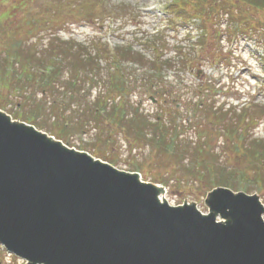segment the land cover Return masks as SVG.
I'll use <instances>...</instances> for the list:
<instances>
[{
  "label": "trees",
  "instance_id": "16d2710c",
  "mask_svg": "<svg viewBox=\"0 0 264 264\" xmlns=\"http://www.w3.org/2000/svg\"><path fill=\"white\" fill-rule=\"evenodd\" d=\"M77 1L83 0H0V109L112 164L107 151L115 148V128L134 148L149 143L170 153L184 141L183 152L194 153L196 159L194 168L184 170L186 182L199 184L200 189L204 184L202 187L210 191L221 186L235 191L255 188L264 196V167L258 164L264 166V139H250V131L264 116V106L255 111L248 103L239 114L236 107L227 108L213 100L209 81L187 87L179 75L181 69L194 71L205 63L218 62V55L205 58L202 65L196 63L199 53L194 59L179 48L176 56L163 57L167 36L160 32L141 38L151 44L154 53L150 57L135 49L132 41L112 48L95 37L78 42L65 33L76 22L95 20L103 13V20L120 18L125 25L126 19L135 20L136 12L127 4L103 6L100 0H86L89 4L95 2V7L89 5L84 12L88 2L75 4L74 8L71 4ZM167 11L183 22L188 18L201 20L205 41L210 37L213 27L208 24L213 17L219 22L227 17V29L230 24L237 32L264 34V0H172ZM169 70L178 73L170 75L174 79L167 77ZM137 94L162 101L153 118L143 108L146 97L134 101ZM195 106L208 114L211 126L207 122L197 127L190 115L188 125L179 120L186 111L193 115L190 110ZM102 122L111 129L107 139L99 135L107 134L105 129L100 130ZM92 130L98 132L91 143L93 148L70 138L77 132ZM247 138L249 144L243 145ZM98 142L103 144L104 152L94 150L99 148ZM229 157L235 159L234 164ZM141 167L136 170L141 171ZM249 170H254L250 176L246 173ZM233 174L241 178L240 182ZM157 180L165 182L164 178Z\"/></svg>",
  "mask_w": 264,
  "mask_h": 264
},
{
  "label": "water",
  "instance_id": "95a60500",
  "mask_svg": "<svg viewBox=\"0 0 264 264\" xmlns=\"http://www.w3.org/2000/svg\"><path fill=\"white\" fill-rule=\"evenodd\" d=\"M10 118L0 114V242L17 256L35 264H264L255 195L216 188L207 215L162 204L152 185ZM227 210L234 220L218 222Z\"/></svg>",
  "mask_w": 264,
  "mask_h": 264
},
{
  "label": "rangeland",
  "instance_id": "374dc122",
  "mask_svg": "<svg viewBox=\"0 0 264 264\" xmlns=\"http://www.w3.org/2000/svg\"><path fill=\"white\" fill-rule=\"evenodd\" d=\"M100 1L103 6L104 4L106 6L111 4V7H117L123 3L127 4L134 8V11L136 12L135 20L126 19L124 25V20L118 18V20L108 23V21L113 20H103L105 17L102 13V15L97 16L95 20L82 19L81 22H76L71 25L70 28L66 30V35L73 36L78 42H86L94 37L96 39H102V43H108L112 40L114 45H111V48L119 44L125 45L129 41H132L134 42L135 49L144 52L150 57L154 53L151 44H149V46V42L146 43V40H142L144 39L142 36H149L150 34L160 32V34L164 33L167 36L164 38L167 46H163L165 49L163 57L176 56L177 54L175 53V50H178V48L182 50V53H185L186 55L190 54L192 57L195 56L194 54H197L198 51L200 54L198 57L195 56L194 59L197 57L196 63L200 65H202L205 58H213V53H215V55H221L222 53L221 56H223V59L214 64L205 63L202 66L196 67L194 71H183V69H181L179 75L184 79V85L187 87L196 86L200 81H203V84L209 81L213 87L210 91L213 100L218 105L222 104L227 108L230 105L236 107L235 110L239 114L243 113L241 109L248 103L253 104L252 107L250 106V110L253 109L255 111H260L262 109L260 106H264L263 33L257 31L253 35L251 34L252 31H244V33L242 31L237 32L234 26H230V24L227 29V17L221 19V21H224L222 25L219 21H216L215 17H213L208 26L210 28L213 27L215 30L210 34L207 41H205L204 38L200 36L199 30H197L199 25L197 24L196 19L189 21L188 18L186 22H183L180 18H175L174 16L172 18V14L164 9L170 0H108L110 3H105V0ZM86 2L88 1H77L71 5L76 8L75 4H85ZM94 3L95 2L93 1H91L90 4L88 2V6H85L86 8L84 7L82 10L84 12L87 11L89 5H91L90 8L95 7ZM97 3L101 4L100 2ZM78 10L81 11V8ZM215 31H220V33H218L219 36L215 35ZM140 39L141 41L138 42ZM141 43H145L146 45L142 47ZM219 51H221V53H219ZM171 74L174 75L178 73L176 70H169L167 75L169 79H174V77L170 76ZM180 91L184 92L182 89H180ZM185 93L188 96L191 95L187 91H185ZM139 97H146L143 101V108L146 110V113L153 118L155 112L160 109L159 104H163L162 101H159V103L158 101L153 102L152 99L147 97V95L145 96V94H137L134 101L138 100ZM190 111L193 113L194 117L189 112L187 114V111L184 112L183 115L180 114L179 120L182 122L185 121L183 122L184 125L190 123L187 119V116L189 115L191 116V120L197 124V127H203L206 125L208 122L207 113H204V111L197 108V106L193 107ZM214 122H216V120H214ZM102 123L100 130L102 131L105 129L107 134L106 136L99 135L101 138L107 139L109 138L111 129L105 122ZM208 125H212V120L208 122ZM256 126H259V128H253V130L250 131V134L252 135L250 139H264V116L259 118V123ZM214 130L215 129H213V131ZM113 131V135L116 139L115 148L108 150L107 153L108 157L114 161V166L120 170L136 171L137 166L141 165L143 180L162 186L166 191L165 199L170 205L178 207L189 204L195 205L203 214L207 215L212 212V193L217 187L210 191L206 187H202L205 186L204 184H202L200 189L199 184L194 185L191 184V182H186L184 170L194 168V162H196V159L193 158L194 153L190 154L188 152H183L185 145L184 141L181 144L177 143L175 149H172L174 151L169 153L158 150L155 144L154 146L156 148L150 146L151 144L149 143L146 147L141 146V148H134V146H131L124 133L121 134L120 130L118 131L116 128L113 129ZM189 133L194 134V131ZM97 135L98 132H95V130H92L89 133H82L80 131L75 134V138H70L74 139L78 144L84 143L93 148V144L91 143L95 140V136ZM248 140L249 138H247V141H245L243 145H248ZM98 146L99 148L94 149L95 151H105L103 144L98 142ZM98 153L100 152H97V154ZM227 155L232 154L231 152H228ZM97 158L103 159L102 157ZM224 159L223 154H221V160ZM229 160L234 164V158L229 157ZM258 164H260L261 167H264L262 162ZM246 173L250 176L254 173V170L246 171ZM179 177H182V180ZM189 177L191 179L190 175ZM232 177L240 182L241 178H238L237 174H233ZM158 178H164L165 182L162 183L160 180L156 181ZM251 182H253V178L251 179ZM253 189V191H233L255 195L264 209V196H262V192L259 193L255 188ZM216 216L218 221L224 223L234 220V217L230 215L229 211L226 213L217 212ZM262 217L264 219V212L262 213ZM0 264L35 263L15 256L0 244Z\"/></svg>",
  "mask_w": 264,
  "mask_h": 264
},
{
  "label": "bare ground",
  "instance_id": "6f19581e",
  "mask_svg": "<svg viewBox=\"0 0 264 264\" xmlns=\"http://www.w3.org/2000/svg\"><path fill=\"white\" fill-rule=\"evenodd\" d=\"M224 23V22H223ZM0 114H4L5 115V113H2V112H0ZM11 120L10 121H12V122H16L17 123V125H19L20 127H25L26 129L28 128V129H30V131H32V132H36V133H38V134H40V135H42L46 140H48V141H50V142H60V141H58L56 138H55V136L54 135H51L50 133H48V132H46V131H43V130H40V129H33L31 126H29V125H27L26 123H24L23 121H20V120H17V119H14V118H10ZM11 122V123H12ZM64 148H68V149H70V150H73L74 152H76V153H78V154H80V153H83V151H81V150H79V149H76V148H71V147H68L66 144H63L62 145ZM116 169H117V171L119 172V173H124V172H126V173H130V175H133V176H135L136 178H137V180L138 181H140L142 184H149V185H152L154 188H155V190L157 191L156 193H157V198H158V201L160 202V203H165L166 202V199H165V193H166V191H165V189L162 187V186H160V185H158V184H154V183H152V182H148V181H145V180H143V178H142V176L140 175H135L134 174V172H129V171H124V170H120L119 168H117L116 167Z\"/></svg>",
  "mask_w": 264,
  "mask_h": 264
}]
</instances>
